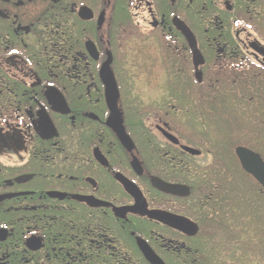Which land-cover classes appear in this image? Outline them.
I'll list each match as a JSON object with an SVG mask.
<instances>
[{"label":"flooded vegetation","instance_id":"1","mask_svg":"<svg viewBox=\"0 0 264 264\" xmlns=\"http://www.w3.org/2000/svg\"><path fill=\"white\" fill-rule=\"evenodd\" d=\"M258 159L264 0H0V264H260Z\"/></svg>","mask_w":264,"mask_h":264},{"label":"water","instance_id":"2","mask_svg":"<svg viewBox=\"0 0 264 264\" xmlns=\"http://www.w3.org/2000/svg\"><path fill=\"white\" fill-rule=\"evenodd\" d=\"M183 30H184V33H186V30L185 29H183ZM242 158H243V156H242ZM258 166H259V169L257 170V169H252L249 165L245 164V167L247 168V170L249 172L253 173L258 178V180L262 183V185L264 186V164L259 159H258ZM155 185L158 187H161L162 189L169 191V192H175L176 189L178 188L177 186H170V185H163V184L159 185L157 181L155 182ZM127 186L133 192V194L138 195V196L141 195V192L138 190L136 185H134V183H129V184H127ZM131 209L133 211L141 212L142 211L141 203L139 201H137V203L133 207H131ZM164 216H166V215L164 214ZM168 219H170V220H168V222L171 225H173V222L178 223V220H181V222L186 221L185 219L174 218V217L173 218L168 217ZM140 247H141L143 253L145 254L146 258L152 264H165V262L158 255H156V253L148 245H145V243L140 242Z\"/></svg>","mask_w":264,"mask_h":264},{"label":"rangeland","instance_id":"3","mask_svg":"<svg viewBox=\"0 0 264 264\" xmlns=\"http://www.w3.org/2000/svg\"><path fill=\"white\" fill-rule=\"evenodd\" d=\"M160 92H159V89H150L149 90V93L146 95V100H150V99H156V98H160ZM243 182V188H240L239 190L242 192V193H245V194H252V195H255L256 196V201H257V206L255 208H253V210H257V214H256V217H257V221H258V224H259V227L261 228V230L263 231L262 235H263V238H264V194L260 195V191H259V188L256 187V185H254V187H252L249 183H247L246 180L242 181ZM231 194L232 193H237V189L236 188H228L227 189ZM259 195V197H257ZM247 200H251L250 198ZM241 205H244L243 203H241ZM247 205V204H246ZM252 203L248 204L247 207H251ZM260 235V234H259ZM263 249V248H262ZM260 264H264V262H260Z\"/></svg>","mask_w":264,"mask_h":264}]
</instances>
